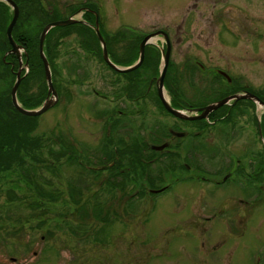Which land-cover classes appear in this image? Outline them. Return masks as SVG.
<instances>
[{
	"label": "flooded vegetation",
	"instance_id": "af4514ba",
	"mask_svg": "<svg viewBox=\"0 0 264 264\" xmlns=\"http://www.w3.org/2000/svg\"><path fill=\"white\" fill-rule=\"evenodd\" d=\"M198 1L193 0L194 9H199ZM245 1H210L213 24L219 28V32L217 36L206 39L204 48L219 41L224 42L227 39L223 36L224 31L234 35L235 40L242 35L256 40L264 35V27L259 26L263 19L257 11L256 15L245 13L249 7L253 9L255 3L264 4V0H248L243 6L240 5ZM231 3L238 7L232 8ZM81 12L82 20L90 23L93 31L95 23L103 25L104 17H99L100 10L88 3L76 8L67 17ZM237 17L244 23L240 21L242 25L232 30L228 18L235 21ZM186 19L189 21V14ZM246 22L250 23L248 33ZM167 37L166 40L163 37L165 47H154L157 53L162 50L166 52L168 46L171 49L162 93L158 84L161 72L152 73L161 71V63L154 70L143 69L142 63L129 75H119L114 67L104 62L105 73L100 75L99 69L96 70L100 76L98 84L91 83L95 80L90 78L93 69H74L81 71L79 76L84 77V81L90 82L87 85L90 90L77 83L79 89L76 92L88 95L80 96L72 104L80 107L89 125L86 130L81 128L77 131L75 127L57 119L54 140L58 149H51L50 152L56 151L60 163L53 165V168H42L50 179L39 184L53 197L34 196L32 199L39 204H57L56 236H64L68 231L73 237L89 241L88 244H65L63 249H59L60 258L72 264H96L97 261L100 264H118L117 258L111 254L109 257L96 254L117 247L109 243L96 245L97 233L104 231L107 236L110 231L116 230L112 221L104 222L107 216L127 223L129 208L138 210L151 207L156 210L163 201H168L171 206L180 202L184 208L177 213V218L172 220L173 213L170 218L168 232L173 241L168 245L149 247V257L166 258L169 264H264V254L258 253L254 258L255 251L249 243L244 240L240 242L250 237L247 232L248 228L254 226L251 217L255 214L252 210L256 209L257 204L264 203V148L262 152L255 151L254 145L258 142L252 129L257 124V134L264 142V111L261 112L264 110V83L255 87V79H245L243 75L236 77L229 67L238 59L232 57L229 58L234 64L230 62L224 67H207L198 57L192 58L188 53L186 59L177 64L172 59L174 43H188L189 38L178 37L175 41V37L169 34ZM82 39L83 43L79 45L84 50L85 60H96L99 57L97 48L94 50L85 38ZM112 40L127 42L121 51H113L108 43L113 64L126 68L138 62L141 44L137 45L134 37L116 36ZM11 50L10 43V49L0 56V82L6 83L12 79L11 82L15 84L18 78L23 82L29 77L31 69L26 51L20 53V60ZM136 52L138 58L124 65L123 62L131 60ZM145 72L152 73L150 78L147 76V83H144ZM64 83L57 82L56 86L58 102L55 107H59V111L70 107L63 104V99L68 102L73 97L68 91L62 92ZM13 87L0 91V101L10 96L13 104ZM32 95L28 94L29 100L34 98ZM244 96L248 98L240 99ZM226 98L230 101L227 105L213 112L205 111L206 107ZM164 100L181 112L183 117H175L167 112ZM149 105L155 108V115L154 112L152 115ZM157 110L168 114L170 119L162 117ZM239 122L242 125L236 128ZM246 134L244 140L250 144L244 152L237 153L227 148L235 135L241 137ZM64 148L69 149L67 156L71 157L66 161L62 158ZM70 173L76 183L72 179L68 183L60 179L65 175L70 177ZM220 191L222 195H218ZM95 221L104 222L105 226L96 229ZM57 247H60L59 244ZM119 252V264H126V250L120 249Z\"/></svg>",
	"mask_w": 264,
	"mask_h": 264
},
{
	"label": "rangeland",
	"instance_id": "374dc122",
	"mask_svg": "<svg viewBox=\"0 0 264 264\" xmlns=\"http://www.w3.org/2000/svg\"><path fill=\"white\" fill-rule=\"evenodd\" d=\"M17 5L18 3L16 0H12ZM31 0L27 6H31L27 8L28 10H34L35 1L32 2ZM210 1H217V0H200L198 1L199 9H194L192 6L193 0H43V4L46 6V10L50 12V6L48 2L53 4L56 9H58V17L51 19L46 18L39 10L35 11L32 18L29 17L27 10L23 12L18 5L19 8V17L17 20L16 25L18 22L20 23L22 30V34H25L26 37L31 38L33 41L34 38L39 37V43L36 42L35 44L38 45L37 54L40 57L43 67H30L31 74L29 77L27 76V80L23 85V89L25 90V95L28 97V94H33L32 96L35 98H40L41 95L44 93L43 85L46 78V69L44 65V61L41 57L40 52V40L42 33L45 27L56 21L60 20H68L70 18H66L67 15H70L72 11L76 8H82L83 4H90L95 5L97 9L100 10V13L104 17L103 27H99L101 32L105 35H102L103 39L106 42V48L108 51V43L110 49L113 51H121L122 48L127 46V42H120L116 41L113 42V38L116 37L115 35L121 33V37L129 38L133 36H140L155 33L157 31H165L169 34L170 37H175V41L178 37H188V43H174V50L172 52V59L175 63H179L186 59L185 55L190 53L192 58L198 57L203 63L207 64L206 66H220L224 67L227 66L230 62L234 64L229 67L231 72L236 76L239 77L243 75L245 79L250 78L255 84V87H259L264 83V35L259 36V39H248L246 35H242L239 39L235 40V36L227 33L226 31L223 32V36L227 39L223 41H219L217 44H210L208 48H204L203 44H206V39L208 37L217 36L219 32V28L215 26L213 23L215 21L212 18V12L210 10ZM254 0H252L253 2ZM260 1V0H259ZM248 0L241 3L240 5H244L247 3ZM239 3V2H238ZM232 8L238 7L235 3H231ZM256 9V10H254ZM1 11V9H0ZM87 12L92 13L91 10L86 9ZM262 17V22H259L260 27H264V4L263 3H255L253 9L249 7V11L245 13L247 15H256L257 13ZM70 13V14H69ZM189 14V21L186 19V16ZM237 14V13H234ZM83 13H79L75 16V18H71L73 20L83 19ZM257 15L258 17H260ZM12 16V12H11ZM239 16V15H238ZM71 17V16H70ZM45 18L46 25L42 26L40 21ZM86 18V17H84ZM12 19V18H11ZM56 19V20H55ZM187 21H186V20ZM228 25L233 28L240 27L242 23H244L241 19L237 17L235 21H232V18H228ZM76 22V24L62 26L58 29L53 35L48 39L49 34L46 37L45 45H44V53L48 59V62L51 66V62L53 61L55 64V71L52 74L53 80V87L57 93V82L60 83L64 81L63 90L68 91L70 96L73 95L72 98L67 102V100L63 99V104L70 107H65L63 111H59V107H55L58 102V94H57V101L56 104L50 108L48 111L43 112L39 116L32 117L36 118V124L32 125L34 121H29L27 127H22L21 125L15 123V120L12 121L15 125H9V128H14L16 132H19L22 135L24 132H27L28 135L23 136L24 138H28L27 142L24 144L22 149V158L23 163L14 162L10 170H6L1 173V183H0V264H72L70 261H66L64 258H60L61 252L59 249H63L65 244L75 245L76 243L83 242L88 244V240H83L77 237L71 236L68 232H65L63 236H56V229L54 220L56 217V212L58 211L57 204H44L42 205L44 208L41 209H34L31 207V202H34L32 197L38 195V191L33 190L28 183L31 182H38L40 183L41 176H44L46 171L43 169L36 171V168L43 167L45 165V169L53 168L56 166L60 161L57 159L56 151L50 152L51 149H58L57 142L54 140L55 135H57V119H61L66 125L73 126L76 128L77 131L79 129H87L89 125V121L83 116L80 107H75L72 105L76 100L79 99L82 95L88 94H78L76 92L79 88L77 87V83H80L85 86L86 90H90L87 87L90 82L84 81V77L79 76L81 71L74 69L81 67V68H90L94 70L93 75L90 78L95 79L91 83L98 84V79L100 76L97 75V69H99V74L102 75L105 73L106 70V63H108L104 57L100 58L96 57V60L86 61L84 50L81 49L82 47L79 43H83V36H81L78 32L83 30L82 28L76 26L71 28L70 26L73 25H84L85 23ZM84 20V19H83ZM220 22V18L218 19ZM186 21V22H184ZM242 23H241V22ZM11 21L6 25L8 26ZM43 22V23H44ZM93 23L92 21H90ZM2 20L0 19V25ZM15 25V26H16ZM247 25V33L248 29L250 28V23L246 22ZM14 26V29H15ZM85 27L90 28L91 24H85ZM67 27H70V30ZM95 27L97 24L95 23ZM58 28V27H55ZM14 29L12 31V37L14 41L21 47H24L22 41H19L17 37L14 36ZM54 29V28H53ZM91 29V28H90ZM124 29V30H123ZM230 29V30H231ZM92 30V29H91ZM225 30V29H224ZM231 30V31H232ZM86 31V30H85ZM132 33L129 35L128 33ZM123 32V33H122ZM64 33H68V36L62 37ZM96 33V32H95ZM212 34V35H211ZM133 35V36H132ZM1 37V36H0ZM85 39L89 42V45L97 48V43L99 42L98 34L96 33L94 39L89 35L84 36ZM168 38V37H167ZM3 38L2 40H4ZM60 39V40H58ZM109 39V41H106ZM27 40V39H26ZM30 40V39H29ZM144 40V39H143ZM141 41V43L143 42ZM9 41V39H8ZM92 41V45L90 44ZM154 46L158 47H165L164 38L161 37L160 39L153 40ZM29 42V41H27ZM49 42V54L46 52L47 43ZM10 43V41H9ZM57 44L56 47L54 45ZM140 43V44H141ZM253 43L255 45H253ZM31 44V43H30ZM150 49L152 46H149ZM98 44V49H99ZM147 48V47H146ZM145 48V54H146ZM25 49V47H24ZM26 50V49H25ZM126 49H123V51ZM153 50V49H152ZM27 52V51H26ZM159 52V62H162V52ZM165 52V50H164ZM11 54V53H10ZM15 54V53H12ZM109 54V53H108ZM17 55V54H16ZM49 55V56H48ZM2 56V55H0ZM19 57V55H17ZM29 56V55H28ZM97 56V55H96ZM33 57V56H32ZM51 57V59H49ZM232 57L235 60L234 62L229 58ZM140 58V53H139ZM36 59H38L36 57ZM104 59V60H103ZM110 62L112 60L109 58ZM145 60V58H144ZM101 61V62H100ZM262 61V62H261ZM32 62H35L32 61ZM36 65L39 62H35ZM144 63V61H143ZM1 65V64H0ZM29 66V65H28ZM2 67V65H1ZM130 68V67H128ZM139 68V67H138ZM160 68V66H159ZM73 69V71H72ZM137 69V68H136ZM134 69V70H136ZM116 70V69H115ZM124 68L119 67L118 74L119 75H129L132 71ZM52 71V70H51ZM57 71V75H55ZM159 74L160 71L152 72ZM156 76V75H155ZM200 76V75H199ZM54 77L56 78L54 80ZM181 77V76H180ZM150 78V76H148ZM76 79V80H75ZM24 80V79H23ZM12 81V79H11ZM11 81L9 82H0V91H4L6 88L10 89L13 87L14 83ZM197 82V81H196ZM22 80L20 79L19 90L21 87ZM74 83V84H70ZM144 83H147V76L144 75ZM146 89V88H145ZM23 90V93H24ZM47 95L43 97L44 102L49 98V88L47 87ZM162 96V95H160ZM52 97V96H50ZM146 97V96H145ZM247 96H244L240 99H245ZM32 99V100H33ZM238 100L239 97H236ZM258 102L262 104V101L257 99ZM229 98L223 99L218 101L213 106H216L213 110L207 111L213 112L224 105L229 103ZM151 108V112L155 115V108L149 105ZM166 108V107H165ZM36 109H41V106L37 107ZM147 108H145L146 110ZM166 111L175 115V117H180L174 112L169 111L166 108ZM264 110H261L263 112ZM19 112V111H18ZM158 114L162 117L169 118L168 114L164 112H159ZM260 112V114H261ZM20 113V112H19ZM148 113V112H147ZM3 120L0 117V121ZM168 120V119H167ZM239 128L242 125V122L237 123ZM253 131H255V138L256 142H258L255 147V151L262 152L264 142L261 141L260 137L257 134L258 126L254 124L252 127ZM263 132H264V125H263ZM41 136L46 137V139H42ZM50 136V137H49ZM247 136L242 135L241 137L234 136L233 141L230 143L229 150H233L237 153H242L245 151L247 146L250 144L244 138ZM252 139V134H251ZM42 145L41 148L36 146ZM65 153L62 158L70 159L71 157L67 156L69 149L64 148ZM50 152V153H49ZM35 160H40L42 162H37ZM32 164L31 166H26L25 168L22 166L25 162ZM41 164V165H40ZM54 165V166H53ZM34 167V170L29 168ZM24 171L28 172V175L24 174ZM70 177L66 176L61 177L60 179L66 180L68 183L69 179L74 180L76 183L73 175L70 173ZM27 176H32L34 181H27ZM49 178L48 173L46 175ZM26 178L27 180H25ZM50 179V178H49ZM52 179H55L54 177ZM38 180V181H37ZM67 186H71V184H67ZM65 185L64 188L67 189ZM224 190V189H223ZM8 192H16L17 195L20 197L19 201L9 202L8 201ZM218 195H222V191L218 193ZM23 201V202H21ZM168 201H163L160 204V207L156 210H152L151 207L142 208V209H135L134 207L129 208L128 216H127V223L125 220H119L117 218L107 216L104 222L110 223L112 221L113 226L116 225V230L110 231L107 236L105 232L102 231L95 235L96 245L99 243H109L117 247L112 249H106L105 251L96 252V254H100L101 256L108 255V257L113 255V257L117 258V263L119 264V250L125 249L126 250V257L127 261L126 264H169L166 261V258L160 259V257H149L148 249L154 247L153 245H165L171 243L172 236L169 235L168 227L170 226V218L173 213V218H177V213L183 211L184 206L182 203L177 202L171 206ZM159 203V201H158ZM77 206V205H76ZM253 215L252 221L253 227L248 228L247 226H241V228H248V234L250 235L249 239L247 238L241 239L240 242L249 243V246L255 251L253 255L254 258L257 256L258 253L264 254V203L257 204L256 209L252 210ZM101 217V216H100ZM48 220V225L44 227V219ZM104 222L95 221L96 229L105 226ZM107 226V225H106ZM52 228V230L49 229ZM96 234V233H95ZM58 237V238H57ZM90 243H92L90 241ZM59 244L60 247H57ZM150 247V248H149ZM71 248V247H70ZM155 248V247H154ZM116 251H112V250ZM118 250V251H117ZM153 253V252H152ZM154 254V253H153ZM243 253H241V256ZM15 259V260H13ZM160 259V260H158ZM242 259V257H241ZM60 261V262H59ZM96 264H100V261H97Z\"/></svg>",
	"mask_w": 264,
	"mask_h": 264
},
{
	"label": "trees",
	"instance_id": "16d2710c",
	"mask_svg": "<svg viewBox=\"0 0 264 264\" xmlns=\"http://www.w3.org/2000/svg\"><path fill=\"white\" fill-rule=\"evenodd\" d=\"M30 1L31 0H16V2L18 3V5H20V8H21V10L23 12H25V10H27L28 15H29L30 18H32L33 14H35L36 10H39L44 16H47L46 18L51 19L50 21H52L53 18H57L58 17V13H59L58 9H56L55 6L53 4H51L50 2H49V6H50L51 9H50V12H48L45 9L46 7H45V4H43V0H33L32 2L35 1V3H36L35 6L33 7L35 9L32 10V11L28 10L27 8L32 6L31 4H29V3H31ZM27 4L31 5V6H27ZM0 9H1V11H0V19L2 20V23L0 25V36H1V40H0V55H4L10 49V43L8 41L6 25L9 23V21H11L12 16H11L9 7L5 3L0 2ZM44 21L47 22V20H45V18H43L40 21L42 26L46 25V22H44ZM76 26H78V27L83 29V30L78 32L81 36H83V38H85L84 36H87V35L91 36L93 39L96 38L95 37L96 33L93 30H91L90 28L85 27L82 24L73 25V26H70V27L73 28V27H76ZM70 27H67L69 29H65V30H70L71 29ZM58 29H63V28H55V29H53L51 31V34H49L48 39H50V37L53 35L52 33H54ZM21 30H22V27H21L20 23L18 22V24L15 26V29H14L13 33H14L15 38L17 37V39L19 41H22L27 53L29 54L30 67H34L35 69H37V67H43L42 61H41L40 57L37 54L38 53L37 52L38 45L35 44L36 42L39 43V41H38L39 37H36V38H34L33 41H31L32 39L28 38L29 36L26 37L25 34H22V32L20 33ZM102 33H103V30H102ZM126 33H128V32H126ZM119 34L123 35L121 33H119ZM119 34H117L115 36H120ZM128 34L131 35L132 33H128ZM103 35H105V34L103 33ZM65 36H68V33H64V35L62 37H65ZM143 36L142 35L133 36L135 38V42L137 43V45H139L141 43V41L144 38ZM3 38H5V39L2 40ZM58 40H60V39H58ZM94 40L97 42L96 39H94ZM27 41H29V42H27ZM106 41H109V39H107ZM57 44L58 43H56L54 45V47H56ZM98 44H99V42L97 43V49L96 50L98 51V54L100 55V58H102L101 48L98 49ZM99 47H100V45H99ZM48 50H49V42L47 43V48H46V52L49 54ZM154 50H155L154 47H152L151 49H150V47L146 48L145 60H144V63L142 65L143 69H153L154 70V69L158 68L159 63H160L159 62V53L155 52ZM36 57L38 59H36ZM137 58H138V52H136L135 56L131 60L125 61V62H123V64L124 65H129L132 62H134ZM49 59H51V57H49ZM34 60H35V62H39V63L36 65L35 62H32ZM16 65H18V61H16ZM51 67H52V71L54 73L55 64H54L53 61L51 62ZM55 75H57V71H56ZM144 75L145 76H151L152 73L145 72ZM55 79L56 78L54 77V80ZM26 80H27V78L21 83L18 99H19V102L22 104V106L24 108H26V109H35V108L41 106L42 101H43V97H45V95L47 94V85H45V83H44V85L42 87L43 90H44V93L42 94V97L40 99L35 98L33 100H29V98L27 96L25 98V95H27V93H25V90L23 89V85L26 82ZM23 90H24V93H23ZM0 117H1V119H3V120L0 121V183H1V173L2 172L6 171V170H10L14 162L23 163L22 149L25 148L24 144L28 140V138H26V137L24 138L23 137V136L28 135L27 132H24L22 134L23 135L22 136V135H20L19 132H16L15 127L14 128H9L8 124L9 125H15L12 122V121L15 120L16 125L19 124L22 127H25V126L27 127L28 125H30L29 121H31V120L34 121V123H32V125L36 124V122H35L36 118L27 117V116H24V115L20 114L15 109L14 105L12 104L10 96L8 98H6L5 100H1L0 101ZM41 138L42 139H46V137H44V136H41ZM36 147L41 148L42 145L40 144L39 146H36ZM32 157L35 160V157L34 156H32ZM35 161H37L38 163L42 162L40 160H35ZM27 165L31 166L32 164H29L28 162L26 164V162H25L22 166L25 168ZM43 167H45V165ZM43 167L36 168V171H38L40 169L42 170ZM29 168L34 170V167H29ZM24 174L28 175V172L24 171ZM47 178H48L47 176H41L40 182L43 181V180H46ZM24 179L25 180L28 179L27 181H34L35 180V179H33L32 176H27V179L26 178H24ZM28 184L30 185V187L33 190L38 191L37 192L38 193L37 196H40V197H43V198L53 197L52 193H48V191L44 187L39 186V184H40L39 181L37 183L36 182H31V183H28ZM19 200H20V197L17 195L16 192H8V201L9 202H14V201H19ZM50 200L53 201V199H50ZM21 202H23V201H21ZM31 203H32V204H30L31 207H33L34 209L36 208V210L44 208L42 206L44 204H39V203H36V202H31Z\"/></svg>",
	"mask_w": 264,
	"mask_h": 264
},
{
	"label": "water",
	"instance_id": "95a60500",
	"mask_svg": "<svg viewBox=\"0 0 264 264\" xmlns=\"http://www.w3.org/2000/svg\"><path fill=\"white\" fill-rule=\"evenodd\" d=\"M0 2L8 3L13 9V13L14 14H13V18H12V20H11L9 26H8V29H7V36H8V39H9L11 45H12V50L10 52L19 55V58L21 60V54L20 53H21L22 47L19 46L14 41V39L12 37V31H13L14 26L16 25L18 17H19L18 5L15 2H13L12 0H0ZM76 22L78 23L80 21L79 20H73V19L70 18V19L65 20V21L52 22V23L48 24L45 27V29H44V31L42 33V36H41V40H40V52H41V57H42V59L44 61V65H45V69H46V81H47L48 88H49V98L44 102V104L41 107V109L28 110V109L23 108L19 104L18 97H17V92H18V88H19V84H20V78H18L17 81L15 82L13 90H12V98H13L12 100H13V105L15 106V108L21 114H23L25 116L36 117V116H39L40 114H42L43 112L48 111L50 108H52L56 104L57 93H56V90L53 87L51 66H50V64L48 62V59H47L45 53H44L45 40H46L47 35L49 34V32L53 28L76 24ZM95 31L98 34V37H99V39H100V41L102 43V46H103L104 59L109 63V65H111L116 70H118L119 67L116 66L115 64L111 63L110 60H109L110 57H109V54H108V51H107V48H106V43H105V41H104V39L102 37V34L100 32V28H99V23L98 22H97V27H95ZM160 34H162V35L167 37V34L164 33V32H158V33H155V34H152V35H149V36L145 37V39L143 40V42L140 45V58H139V61L134 66H132L130 68H127V69L134 70V69H136V68H138V67H140L142 65V63L144 61V58H145V48H146V46L149 43H152L151 38H153V36H158ZM170 53H171V49L168 46L167 52L165 53L163 51V57H164L163 71L161 73L160 78L158 79V84H159V88H160L159 91H161V93H162V90H163V87H164V79H165V76H166L167 68L169 66ZM19 75H20V73H19ZM50 96H52V97H50ZM246 98H248V97H246ZM163 104L169 111L174 112L175 114H177L180 117H183L181 112L173 109L165 100H164ZM215 107L216 106L210 105V106L206 107L205 109H206V111H209V110H213Z\"/></svg>",
	"mask_w": 264,
	"mask_h": 264
},
{
	"label": "bare ground",
	"instance_id": "6f19581e",
	"mask_svg": "<svg viewBox=\"0 0 264 264\" xmlns=\"http://www.w3.org/2000/svg\"><path fill=\"white\" fill-rule=\"evenodd\" d=\"M100 16H102L101 14L99 15V17ZM100 32H101V30H100ZM102 33V32H101ZM103 35V34H102ZM161 37L160 36H153V38H151V40H153V39H160ZM105 41V40H104ZM106 43V42H105ZM99 45H100V41H99ZM16 109V108H15ZM17 110V109H16ZM18 111V110H17ZM206 111V110H205ZM21 114V113H20ZM23 115V114H22ZM25 116V115H24ZM55 221H56V219H54ZM44 227H46L47 225H48V220H47V218L46 219H44ZM49 229L50 230H52V228L51 227H49Z\"/></svg>",
	"mask_w": 264,
	"mask_h": 264
}]
</instances>
